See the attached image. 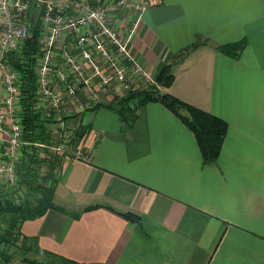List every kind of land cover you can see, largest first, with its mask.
I'll return each instance as SVG.
<instances>
[{
    "label": "crops",
    "instance_id": "crops-1",
    "mask_svg": "<svg viewBox=\"0 0 264 264\" xmlns=\"http://www.w3.org/2000/svg\"><path fill=\"white\" fill-rule=\"evenodd\" d=\"M115 2L90 0L94 8ZM39 14L34 8L28 34L34 21L40 26ZM107 22L122 31L133 27L130 56L153 78L171 65L173 80L144 82L107 43L132 87L95 86L93 102L59 48L53 66L65 81L56 72L51 81L67 105L65 86L76 89L84 108L66 117L86 127L90 160H62L53 195L62 210L23 221L21 234L37 246L26 261L8 264L45 262L39 249L79 264H264V0H163L140 15L117 7ZM86 32H62L60 40L71 44ZM241 39L246 45L236 59L216 48ZM69 53L85 67L75 47ZM94 58L106 67L99 53ZM152 88L227 123L214 164L203 165L193 133L159 101L134 100L131 122L120 118L121 98ZM4 95L2 87L0 112Z\"/></svg>",
    "mask_w": 264,
    "mask_h": 264
},
{
    "label": "built area",
    "instance_id": "built-area-1",
    "mask_svg": "<svg viewBox=\"0 0 264 264\" xmlns=\"http://www.w3.org/2000/svg\"><path fill=\"white\" fill-rule=\"evenodd\" d=\"M162 1L116 0L112 5L94 8L90 0H0V89L3 87L5 94L4 109L0 112V147L2 146L0 178L7 176V181L14 180V165L19 161L20 149L28 144L22 134L21 107L18 99L19 73L5 61V58L9 53L18 52L22 48L28 36L33 9L38 7L40 11L39 53L35 67L37 108L45 118L56 120V117H62L56 120L60 121L57 127L51 128L50 125L51 136L55 140L53 149L66 160L87 161L89 155L87 148L83 147V140L79 139L72 145L73 132L63 133L65 129L63 117L76 111L81 112L84 106L77 98L76 89L70 85L65 86L69 98L67 105L59 89L53 85L52 72H56L60 80L65 81L60 69L53 66L54 58L61 47L75 78L80 80L93 102H97L99 97L95 86L107 87L111 83H116L126 92L132 87L127 78V68L110 52L107 43L112 45L114 51L121 57L132 63L130 69L139 79L151 85L155 84V78L146 73L128 52L127 46L134 28L126 31L115 29L107 22V16L117 7H124L131 13L140 15L147 7L157 6ZM80 28H87V32L76 35L75 41L71 44L61 42L62 32L77 34ZM72 47L80 53L85 67L70 55ZM95 52L105 60V68L96 62ZM71 108L74 111L70 112ZM7 122L10 123L9 129L5 127ZM3 134L7 137H3Z\"/></svg>",
    "mask_w": 264,
    "mask_h": 264
},
{
    "label": "trees",
    "instance_id": "trees-1",
    "mask_svg": "<svg viewBox=\"0 0 264 264\" xmlns=\"http://www.w3.org/2000/svg\"><path fill=\"white\" fill-rule=\"evenodd\" d=\"M32 26L31 32L28 34L22 48L18 52L9 53L5 61L19 73L22 134L24 141L28 143L23 150L17 170L19 189L28 188L38 193L40 197L35 202L33 201L32 204L26 200L16 202L10 199L11 197L7 193L0 190V223L6 218L9 228H15L17 235L21 237L23 242H32V244L37 246L36 239L21 234L20 226L22 222L39 217L51 208L57 210L62 209L53 203L56 185V180L53 177V167L54 164L60 163V157L58 155L56 156L53 151L49 153L48 150H44L47 149V147H44L45 144L55 143L53 136H51L50 125L56 122V120L42 116L40 110L37 108L35 93V67L37 55L39 53L38 37L40 32L38 20L34 21ZM245 45L246 40L241 39L236 42L219 45L216 48L221 53L236 59L239 57ZM198 46L199 44L196 43L191 44L187 50H192ZM155 79L159 84L168 86L173 80L171 65L164 66L157 73ZM134 100L136 101V105H141L149 101L161 102L193 133L202 155L203 165H211L217 161L227 134V123L224 120L205 110L183 102L168 93L160 94L156 88H152L140 92H131L127 97L121 98L118 101L121 105L118 113L124 122H131V117L136 109V105L131 107L130 103ZM66 118V116L63 117L64 120ZM85 132V126H78L73 131L74 138L72 142L78 141ZM49 158H51L49 161L50 165H48L47 161ZM45 166H47L46 168L49 172L44 174L41 178L38 177L37 180L40 181V179H42V181H50L51 183L49 184H41L35 180V176L39 175L38 171ZM121 215L127 220L139 223V218L136 215L130 213H122ZM77 216L78 214L75 217ZM7 233L10 234V230L8 232L5 230L4 235ZM4 235L0 233V244L6 239ZM39 250L46 255L48 260L47 258L45 262L31 260V263L79 264L62 256L41 249ZM0 257L3 258L4 264H8L12 261L9 254L1 250ZM23 260L26 261V258H23Z\"/></svg>",
    "mask_w": 264,
    "mask_h": 264
},
{
    "label": "rangeland",
    "instance_id": "rangeland-1",
    "mask_svg": "<svg viewBox=\"0 0 264 264\" xmlns=\"http://www.w3.org/2000/svg\"><path fill=\"white\" fill-rule=\"evenodd\" d=\"M61 118L62 117H59V118L56 117L55 119L56 120H60ZM69 118H71V120L68 121V122H65ZM69 118L65 119V121H64L65 122L64 123L65 129H64L63 133H67V131L73 132L78 127V126L75 125V122H76V124L77 123L80 124V122H78V120L75 121V119H74L75 117H69ZM73 119H74V121H72ZM59 122L60 121L53 122L51 124L52 125L51 128L57 127ZM54 123H56V124H54ZM72 135L74 136L73 133H72ZM84 136H85V134L82 137L79 138V139L83 140V144L85 142L84 141ZM74 143L75 142L73 141L72 145H74ZM54 145H55L54 143H50V144H47V145L45 144L44 147H47V149H44V150H48L49 153H51L52 151L55 153L56 151L53 149ZM25 146L26 145L21 147L20 154H19V156H20L19 157V161H16V163L14 165V169H15V178H14V180L12 182L11 181H7V179H6L7 176H4V178H0V190L5 192V193H7L11 197L10 199H13L16 202H20L21 200H26V201H29L30 204H32L33 201L35 202L36 200L39 199L40 195L38 193H35V192L31 191L28 188L19 189V185H18L17 170H18V166L20 164L21 156L23 154V150H24ZM83 146H85V145H83ZM57 155L60 157V163L54 164V167H53L54 168L53 177H54L55 180H56L57 170L60 167V164H61L62 160L64 159V157L59 155L58 153L56 154V156ZM88 155H89V159L87 161L90 160L89 151H88ZM51 158H49L47 160L48 161V165H50L49 161L51 160ZM80 161H83V160H80ZM46 167L47 166L41 168L38 171L39 175L35 176V180L37 182L41 183V184H49V183H51L50 181H42V179H40V181L37 180L38 177L41 178L42 176H44V174L49 172ZM5 230L7 232L10 230L11 233L10 234L7 233L6 235H4ZM0 233L3 234L4 236H6V239H4V241H2V243L0 244V250L3 251L6 254H9L10 259L14 260V259H17V258H23L24 256H31V255H29V253H30L29 251H30V249H34L33 248V244L31 242H23L21 237L19 235H17V233L15 231V228H12V229H11V227L9 228V225L7 223V219L6 218H4L3 222L0 223ZM0 264H4V260H3L2 257H0Z\"/></svg>",
    "mask_w": 264,
    "mask_h": 264
},
{
    "label": "bare ground",
    "instance_id": "bare-ground-1",
    "mask_svg": "<svg viewBox=\"0 0 264 264\" xmlns=\"http://www.w3.org/2000/svg\"><path fill=\"white\" fill-rule=\"evenodd\" d=\"M131 104V103H130ZM138 104V103H137Z\"/></svg>",
    "mask_w": 264,
    "mask_h": 264
}]
</instances>
